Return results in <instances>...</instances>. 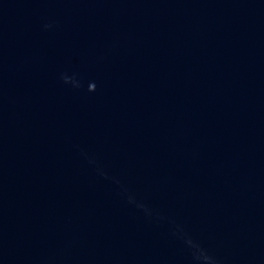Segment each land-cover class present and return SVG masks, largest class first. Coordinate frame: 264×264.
Wrapping results in <instances>:
<instances>
[{"label":"water","instance_id":"1","mask_svg":"<svg viewBox=\"0 0 264 264\" xmlns=\"http://www.w3.org/2000/svg\"><path fill=\"white\" fill-rule=\"evenodd\" d=\"M0 264H264V0H0Z\"/></svg>","mask_w":264,"mask_h":264},{"label":"clouds","instance_id":"2","mask_svg":"<svg viewBox=\"0 0 264 264\" xmlns=\"http://www.w3.org/2000/svg\"><path fill=\"white\" fill-rule=\"evenodd\" d=\"M129 199H130V201H131V200H132V197L130 196ZM139 206H140V207H144L143 205H139ZM188 243L193 244V247L199 248V246H198V245H195V244L193 243V241H191V240H189ZM199 258H203L204 260H208V259H210V257H208V256L203 252L202 249H200V250H199V253L197 254V259H199Z\"/></svg>","mask_w":264,"mask_h":264}]
</instances>
